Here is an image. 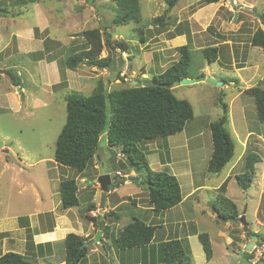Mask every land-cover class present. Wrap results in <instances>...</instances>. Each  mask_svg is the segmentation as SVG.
Masks as SVG:
<instances>
[{"label": "rangeland", "instance_id": "374dc122", "mask_svg": "<svg viewBox=\"0 0 264 264\" xmlns=\"http://www.w3.org/2000/svg\"><path fill=\"white\" fill-rule=\"evenodd\" d=\"M35 1L39 2V7L45 11L49 28L40 34H38V30H35V37L43 39L40 46L41 51L24 54L18 49L17 42L14 40L15 37L8 36V33H14L17 28H33L35 26L37 21L32 3ZM223 1L225 3L227 0ZM202 4H204L203 0H178L176 5L167 13L165 12L166 4L161 0H139L142 20L137 24L129 22L123 25H115L113 24L114 3L111 0H0V6L5 8L2 13L6 17H0V69L9 70L18 82V85L14 84L9 77L0 74V100L5 91L3 87L9 84L22 86L26 91L25 95L27 98L29 97L23 102L27 107L18 113H14L8 107L4 108V105L0 106V146L6 142V146H9L12 152L19 154L21 159L22 155L27 156V159H24L26 163L34 162L32 168L23 163L24 176L22 178L24 180L27 178V183L32 180L38 186L41 211L50 208L52 201L49 194L53 186L56 185L54 178L59 177V174H61V179L75 178L79 186L88 187L79 193L81 201L86 202L84 197H81L84 193L91 194L95 190L91 187L92 183H88L89 178L93 175L81 183L76 170L66 166H54L53 164L56 137L65 122V96L67 94L76 92L87 96L98 81H102L107 89L126 86L128 85L126 80L130 79L139 82L153 81L155 74L163 72L178 59L180 52L177 47L183 44L187 45L190 55L189 78L194 79L206 74L210 76L211 70L216 81L227 83L232 76L238 78L237 72L228 66L230 59L227 50L228 45H216L223 39L220 33L225 32L227 35L230 33L224 30L227 22H232V13L227 10L222 11V6L220 7L221 10L213 11V17L211 16L210 19L212 8H207L203 13L196 14V16L195 11ZM256 4V14L263 16L264 0H256ZM162 14H164L162 24L148 27L153 16ZM227 16L229 17L227 18ZM204 17L209 20L205 21ZM232 18L234 19V17ZM245 20L243 28L238 33L244 31L240 38L244 41V46L247 47L250 42L249 33L260 25L254 27L258 24L249 21V18ZM93 27L106 28L112 38L127 43L128 47L125 50L116 48L118 54H115L114 62L119 66L121 73L119 75L123 77V80L117 79V71L113 69L99 68L84 63L74 70L65 68L64 61L71 54V48L78 50L87 46L81 31ZM136 27L142 28V35L146 37L145 40L147 41L139 40L140 34ZM205 27L206 30L202 31ZM176 34H184L183 43L176 41L171 45L169 44V49L159 50L166 39L168 41L172 38L175 40ZM215 35L218 42L213 40ZM144 42L147 43L146 46H144ZM199 45H204V47L218 46L217 59L208 62L203 57L202 49L198 48ZM244 46L240 51H243L244 56L247 53L250 64L258 67L251 82L236 83L235 86L228 83L229 87L223 84L212 85L205 81L195 82L192 85L181 84L180 82L174 84L171 87L172 93L177 98L185 99L190 103L193 116L186 122L181 132L171 136L159 137L154 142H150V152L146 154L151 170L175 174L180 185L183 186V191H186L190 186H196L198 190L195 194L198 200L195 202V206L185 203L167 214L172 218L183 216H194L195 218V222L189 225L187 229L189 238L186 247L188 248L187 253L191 255L190 264H236L237 262L244 264V255H241L239 250L242 251L243 247L249 249L252 241H254L253 237H260L264 234V123L257 118L253 97L245 92L247 88L255 86L259 81L257 74L264 76V64L260 47L249 45L245 48ZM160 53L163 56L162 59L159 57ZM238 53L239 49L235 51L236 55ZM107 54L108 49L104 47L100 56L103 57ZM40 58L43 62L54 58L57 63L56 71L59 69L57 75L60 79L58 83L52 84L51 88L48 86L49 82H43L45 81L43 73L37 64V60ZM251 69L241 73L247 72L250 75L252 71L249 72V70ZM260 84L263 87V81H260ZM245 87L246 89H244ZM239 89L240 94L237 93ZM37 96L40 103L43 101L45 105H34L33 100ZM211 123H218L219 126H223L234 141L233 156L219 173H211L207 169L213 148ZM247 132L249 135H246ZM6 136L8 137L7 140H5ZM14 136L20 142L19 149L16 148V141L12 138ZM98 145L104 150L106 160L103 161L102 165L101 162H97V169L91 167L92 161L88 165L87 171L90 173L93 171L92 174H94L102 170L106 172L117 168L121 169L127 174L123 177L126 179L128 177L134 178L130 180L128 186H134L133 189L136 193L142 190L141 194L136 195L140 202L147 203V192L142 182L147 176L146 171L143 168L135 169V174L128 175L131 164L123 155H119L120 148L118 146L107 147L105 134L99 138ZM143 145L144 143L141 144V146ZM110 150L113 153H110ZM12 152L11 155H14ZM248 152L258 153L262 160L255 164L254 178L250 187L247 190H242L237 185L235 174L245 172L244 160ZM40 159L43 160L39 161ZM16 164L19 163L16 161ZM160 164L163 166L161 167ZM226 178L228 182L225 186L224 195L235 202L240 212L245 209L246 225L251 231L250 233H247L248 230H244L245 226L240 220H228L226 222L218 220L213 216L214 213L209 207L210 201L220 190L217 191L216 189L222 185ZM10 185L7 176H5L4 182L0 180V217H9L12 214L22 212L23 209L27 208L26 205H29V203L24 202L26 193L15 194ZM110 186L116 188L114 193L106 194L108 200L113 203L127 191L126 188H129L122 183V179ZM82 205V202L79 203L78 208L80 209ZM73 208L75 209V207ZM201 210H206L207 214L203 215ZM119 212L121 219L118 221V227L121 228L134 216L142 219L144 211L131 204L126 210ZM9 222L7 223L9 224ZM261 224L263 227L260 226ZM170 226L161 227L160 233L163 230L169 231ZM186 226L183 225L182 227L185 229ZM256 228H261V233H253ZM115 230L116 228L112 230L114 234ZM170 231L175 233L174 230ZM219 232L232 236L230 240L228 239L227 244L224 240L227 235L224 237L222 234L219 235ZM199 233L208 234L213 251L210 259H207L203 252L201 242L198 239ZM113 236L107 237L104 243L106 248L112 252L113 248L115 251L117 247ZM158 253L159 249L153 248V250L147 249L140 253L137 252V256L149 264L153 262L156 256H160ZM127 255L128 257H126ZM127 255L123 258H127L128 262L132 263L136 254L130 251L127 252ZM138 257L136 260H139ZM121 260L119 255L116 258L111 256L108 264H122L119 262Z\"/></svg>", "mask_w": 264, "mask_h": 264}, {"label": "trees", "instance_id": "16d2710c", "mask_svg": "<svg viewBox=\"0 0 264 264\" xmlns=\"http://www.w3.org/2000/svg\"><path fill=\"white\" fill-rule=\"evenodd\" d=\"M23 1V0H21ZM113 5V24L123 25L129 22L139 23L142 20L139 0H111ZM166 4L165 12H169L178 0H161ZM205 3L218 0H203ZM5 8L0 6V16ZM164 14L154 16L149 25L162 24ZM139 40L145 41L142 28L136 27ZM86 41L85 47L78 50L71 48L64 61L66 69L74 70L80 64L96 66L117 71V79H122L118 65L114 64L117 49L125 50L128 45L125 41L112 38L106 28L93 27L81 31ZM250 43L262 49L264 62V29L258 28L251 35ZM104 47L108 54L100 56ZM117 48V49H116ZM180 55L163 72L154 75V85H144L137 81L136 86H123L107 89L102 81H98L92 92L85 96L76 92L65 96V122L61 127L55 141L54 160L57 164L72 168L76 171L85 170L93 161L99 148L98 141L102 134L106 136L108 147L118 146L123 156L135 169L143 168L147 176L142 180L147 192V202L156 213L163 212L176 204L182 197L177 178L165 171H154L148 166L146 153L141 147L142 143L153 141L159 137L171 136L183 130L186 122L192 118L193 110L185 99L177 98L171 87L182 78H189L190 55L187 45L177 47ZM203 57L212 62L217 59L216 46L202 48ZM118 54V53H117ZM16 78V77H15ZM14 84H17L15 79ZM128 81H126V84ZM223 84H226L223 82ZM18 85V84H17ZM260 82L247 88L246 93L253 97L257 118L264 123V85ZM212 153L208 160L207 169L211 173H219L223 166L232 158L234 141L230 133L218 123L210 124ZM113 152V151H112ZM261 155L248 152L245 155V172L235 174L237 185L242 190H247L253 182L255 164L261 161ZM122 181L125 177L121 178ZM226 178L216 190L215 197L209 207L216 218L222 222L238 220L242 212L234 201L224 195ZM116 185V184H115ZM77 184L75 178H65L59 183L61 207L69 208L78 205ZM94 203H89L84 211L95 210ZM118 219L120 214L114 211L103 213V218L112 216ZM97 225L100 218L97 215L88 217ZM98 226V225H97ZM155 224L146 223L136 216L117 229L116 233L110 232L111 226H103L104 236L110 237L119 249L137 248L145 251L159 249L160 256L149 264H190L191 255L187 253L186 241L173 238L151 246ZM251 231L248 230L247 233ZM27 236L31 239L27 228ZM262 237V236H261ZM203 252L207 259L212 256V248L207 233H199ZM86 238L75 233H69L63 240L64 264H78L87 253L88 247L83 246ZM155 245V244H154ZM158 253V254H159ZM249 258V255L246 254ZM263 261V260H260ZM146 262V261H145ZM0 264H39L35 259L7 251L0 255ZM144 264H148L147 262Z\"/></svg>", "mask_w": 264, "mask_h": 264}, {"label": "crops", "instance_id": "0c3cea01", "mask_svg": "<svg viewBox=\"0 0 264 264\" xmlns=\"http://www.w3.org/2000/svg\"><path fill=\"white\" fill-rule=\"evenodd\" d=\"M32 3L34 5V15H35V19L37 21L35 26L33 28H30V27L29 28H17L14 31V33L13 32L8 33V36L15 37L14 40L17 42L18 49H20L22 51V53H24V54L35 53V52L41 51L40 46H41V43L43 42V39L40 37H35V35H34L35 30H38V34H40V33H43V31H47L49 28L48 22L46 20L45 14H44L45 11L39 7L40 6L39 2L35 1ZM222 6H223L222 11H226V10L228 12L231 11V13H232L231 16L234 17V19L231 17L232 22L231 23L227 22V26H225L224 31H228L230 33L228 35L225 32L220 33L222 35L223 39L220 40L219 42L217 41L216 35H215L216 39L214 37L213 40L215 42H218L216 45H221V44L228 45L227 50L229 51V54H230L228 66L231 67L230 69H234L237 72V76H238V78L232 76V78H229V82H227L226 84H223V85L224 86L227 85V87H229L228 83H230L231 85H234V86L236 83L237 84L238 83L242 84L245 82L249 83V82H251L252 76L255 74L258 67L257 66L254 67L255 65L250 64V59L248 58V54L246 53L247 50L245 51V53H246L245 56L243 55V51L242 52L240 51L241 48L245 45L244 41H242V39L240 38L241 37L240 35H242L241 33H243L244 31L241 33H238V32L241 28H243V24H245V22H246L245 19H247V18H249V21L251 20L255 24H258V25H255L254 27H257L260 25V27H258V28L264 29V13H263V16H262V14H258V13L256 14V10H257L256 0H233V4H231L229 0H227L225 3L223 0H218L216 2H211V3H205L204 2V4H202L201 6H199L197 8V10L195 11V15L196 14L200 15V13H203V11L205 9L212 8L210 10V17H209V19H210L213 17L212 13H214L216 11V9L221 10L220 7H222ZM0 17L6 18L4 15L0 16ZM228 17L229 16H227V18ZM204 19H205V21L209 20L208 18H205V17H204ZM205 21H203V22H205ZM149 26H152V25H148V27ZM205 30H206V27L202 31H205ZM255 30H256V28L253 29L251 31V33H249L250 38H251V35L254 33ZM144 38L146 39V37H144ZM175 38H176L175 40H173V38H172L169 41L166 39L159 50L169 49L168 48L169 44L171 45L172 43H174L176 41L183 43L184 34H181V35L176 34ZM145 41H147V40H145ZM144 43H145L144 46H146L147 43L146 42H144ZM249 45H251L250 42H249L248 46ZM216 47L218 50V46H216ZM244 47L247 48L246 46H244ZM254 47H257V46H254ZM4 48H5V46H4ZM198 48L202 49V48H204V45H199ZM237 49H239V53L236 55L235 51ZM159 57L161 59L163 58L161 53L159 54ZM262 62H263V59H262ZM37 64L39 65V67L41 68V71L43 73V77L45 80L43 82H46V83L49 82L48 86L50 88H51L52 84H56L59 82L60 77H59V75H57V71H59V69L56 71L57 63H56L54 58H51V59L44 61V62L40 58L37 60ZM263 64H264V62H263ZM250 68H252L251 70H249V72L252 71V73H250V75H248L247 72L245 74L241 73L242 71H247V69H250ZM117 69H119V66ZM207 75L208 74H206L205 76H207ZM257 75H259V81L257 83H259L260 81H263V83H264V76H262L260 74H257ZM210 76L214 77L212 70H211ZM237 80H238V82H237ZM128 81H131V79ZM3 88L5 89V91L1 95L0 106L4 105L5 106L4 108L8 107L10 110H13L14 113H18L21 110H23L24 107H27V105H25V103H23V102H25L26 99H29V97L27 98V95H25L26 91L22 86H17V85L14 86L13 84H9ZM244 89H246V87ZM237 93L240 94V89ZM49 94H51V93H49ZM33 101H34V105H40V106L45 105V102H43V101H41V103H40V99L38 98V96L34 97ZM246 135H249L248 132L246 133ZM12 138H14L16 141V148L19 149L20 148L19 140L15 136ZM7 139H8V137L6 136L5 140H7ZM150 142H154V140L153 141H147L144 143L143 146H141L146 154H148L150 152V150H149V146L151 145V144H149ZM5 143L6 142H4L3 146H0V154H2V157H0V172H1L0 173V180H2V182H4V178H5V176H7L9 178L10 183H11L10 186H12V189L15 191V194L20 195L21 193H24V194L26 193L24 202H26V204L29 203V205L30 204L31 205L30 206L26 205L27 208L23 209L22 212L12 214L9 217L8 216L0 217V255L7 252V251H14V252H17V253L24 255L25 257H27L29 259H35L39 264H64L63 240H64L65 236L69 233H75V234H78L80 236L85 237L86 238L85 242H87L95 236V234L98 230V226L94 223V221H92V220H90V218H88V217L92 216L90 211H88V212L84 211V208L89 203H95L96 204L95 205L96 209L92 210V211L95 213V215L100 217V218H98V220L103 221V226L105 224H109L111 226L110 232H114L112 230H114L116 228V230H115V233H116L117 229H119L118 221H120L121 215L119 216L118 219H114V217H113L114 214L112 216H108L106 218H103V213L107 212V211H114L116 213L121 214L119 211L126 210L127 207L132 204L134 207H138L144 211L142 219L146 223L155 224L157 226L153 240L151 242V246H156V244H158L160 242H163V241H166L169 239H173V238L183 239L186 242L188 241L189 232L187 231V229L189 228V225H191L195 222L194 216H191V217H185V216L174 217L173 216L174 218H172V217H169L167 214L173 210H176L180 206H183L185 203L191 204V206L192 205L195 206V202H198V200L195 197L196 191H198L196 186H190V187H188V189L186 191H183V186H182V184L180 185V183L178 181L179 186H180V191H181V197H182L181 201L178 204H176L175 206H173V207H171V208H169L163 212L156 213L155 211H153V207L150 206V204L148 202L147 203L146 202H144V203L140 202L139 197H137L136 195L141 194L142 190H140L138 193H136L133 189L134 186L133 187L128 186L130 183V179L128 177V179H125L122 181V183L124 185H127L129 187V188L125 189L127 191H125V193L122 194V196L118 197L117 200L115 201V203L108 200L107 195H106L102 212L98 213V205H99V200H100L99 199L100 198V189H99L98 184L96 182H94L93 179H95V177L97 175H99L100 172H95L94 174H92L93 171H91V173H90V171H87V168H86L83 171H79V172L77 171L78 172L77 176H78L81 183L85 182L87 177H90L91 175H93L92 177L89 178L88 183H92L91 187L94 188L95 190L91 194L84 193L81 196V197H84L86 202L80 200L79 193L88 189V187H86L84 185H82V187H81L76 182V184H77L76 194H77V198H78V205L73 206V207H75V209L73 207H69V208H62L61 207V198L59 196L60 193H58V186H59L60 181L62 179H65V178L61 179V176H60L61 174H59L58 175L59 177L54 178L56 185L53 186L52 191L49 194L50 199L52 201L50 208H47V209L41 211L40 206H39L40 194H39L38 186L36 184H34V182L32 180L27 183L26 182L27 178L25 180L22 178L24 176L23 175L24 174V168H23L24 164L23 163H25L31 167L32 164H34V162L26 163L24 161V159H27L26 155H22L23 157L21 159L20 155L15 153L14 151H13L14 152L13 153L11 148L9 146H6ZM11 152L15 156L11 155ZM103 153H104V160H106L104 150H103ZM110 153H113V152L110 150ZM121 155H123L122 152H120V156ZM41 160H43V159H40L39 161H41ZM16 161L19 164H16ZM97 162H99V161H97L94 158L93 162H92L93 164L91 165V167L94 169L95 168L97 169V167H98ZM53 164H54V166H62L59 164L57 165L55 160L53 161ZM160 166L162 167L163 164H160ZM118 171H120L121 176L127 175L123 171H121V169H118V168L113 170V171H111V170L106 171V173L115 172L117 174ZM133 174H135V170H133V168L131 167V170L129 171L128 175H133ZM173 175L177 178V176L175 174H173ZM50 179H52V178H50ZM185 179L187 180V178H185ZM177 180H178V178H177ZM115 191H116V188L115 187L111 188V186H110L108 193L109 192L114 193ZM81 202L83 203V205L79 209L78 208L79 203H81ZM75 210H76V213H75ZM200 212L204 213L203 215L207 214L206 210H201ZM213 216H215V215L213 214ZM7 222H9V224ZM8 225L10 227H6ZM170 225L171 226L175 225V226L171 227ZM183 225H187L185 229H184V227H182ZM164 226L165 227L170 226V228H168L169 231L163 230V232L160 233L161 227H164ZM260 226L263 227L262 224ZM27 228H28V231L30 233L31 239H29L27 236V234H28ZM170 230H174L175 233L174 232L171 233ZM260 231H261V228H256L255 231H253V233L260 232ZM221 234L224 237L227 235L224 238L225 243L227 244L228 239L230 240L232 236H228L227 233L219 232V235H221ZM111 236H113V235L111 234ZM101 238H102V240L100 242L94 241L91 244L86 245L88 247L87 253L80 260V262L78 264H108V260L111 259V256L112 257L115 256V258H116V257H118V255L121 256L122 260L119 262L122 264L125 262H127L125 264H132L135 262L140 264L142 262H145V260H143L142 258L137 256V252H139V253L141 252V250H139L137 248L119 249L116 247L117 249L115 248V251L113 248V252L108 250L109 248L107 249L106 246L104 245V243L107 240V237L104 236L103 228H102ZM118 250H119V252H118ZM135 250H137V251L135 252ZM130 251H132L134 254H136L134 256L135 259L132 261V263L128 262L127 258H123V256L127 255V252H130ZM117 252H118V254H117ZM128 255L126 257H128ZM136 257H138L139 260H136ZM243 257L242 258L245 259L244 264H250L249 259H247L245 256H243ZM126 259H127V261H126ZM42 262H44V263H42ZM236 264H241V262H237ZM259 264H264V260L262 262H260Z\"/></svg>", "mask_w": 264, "mask_h": 264}, {"label": "water", "instance_id": "95a60500", "mask_svg": "<svg viewBox=\"0 0 264 264\" xmlns=\"http://www.w3.org/2000/svg\"><path fill=\"white\" fill-rule=\"evenodd\" d=\"M231 4H233V0H229ZM0 74L6 75L7 77H9L12 81L15 80V77L12 76V74L9 72V70L7 69H0ZM199 81H205L206 83L212 84V85H222L223 82L221 81H216L212 76H198L197 78H182L180 79V83L181 84H187V85H192L195 82H199ZM155 82L153 81H149V82H144V85H154ZM129 86H136L137 85V81L133 80V81H129L128 82ZM95 158L97 161L101 162V165L104 161V153H103V149L102 148H98L97 153L95 155ZM121 177H119L118 175H116L115 172H110V173H106L105 171H101L99 175H97L95 177L94 182H96L99 186L100 189V200H99V205H98V213L102 212V209L104 207V202H105V198H106V194L108 193V189L109 186L111 184H114L115 182H117ZM130 180H133V177H129ZM91 182V181H90ZM245 209L243 210V214L240 217V222L242 223V225H244V230L247 231L248 227H247V222L245 220ZM97 225H98V230L95 234V236L90 239L87 242H84L82 245L86 246L88 244H91L92 242L96 241V242H100L102 240L101 238V233H102V228H103V221L102 220H98L97 221Z\"/></svg>", "mask_w": 264, "mask_h": 264}, {"label": "built area", "instance_id": "2783aa9c", "mask_svg": "<svg viewBox=\"0 0 264 264\" xmlns=\"http://www.w3.org/2000/svg\"><path fill=\"white\" fill-rule=\"evenodd\" d=\"M117 175L121 176L120 171L117 172ZM90 213L92 216L95 215L93 211H90ZM242 251L249 255L250 260L253 264H256L260 260H263L264 259V238H260L257 241L252 242V245L249 249L243 247Z\"/></svg>", "mask_w": 264, "mask_h": 264}, {"label": "clouds", "instance_id": "9594fccd", "mask_svg": "<svg viewBox=\"0 0 264 264\" xmlns=\"http://www.w3.org/2000/svg\"><path fill=\"white\" fill-rule=\"evenodd\" d=\"M10 72V71H9ZM11 73V72H10ZM123 75V74H122ZM132 81V80H131ZM129 82V81H128ZM127 82V83H128ZM121 151H119V153H120ZM117 175V174H116ZM119 176V175H118ZM119 177H123V175L122 176H119ZM120 178V179H121ZM126 179V178H125ZM108 191H109V189H108ZM242 214H243V212H242ZM245 215V214H244ZM242 215H240L239 217H241ZM240 219V218H239ZM238 219V220H239ZM259 233H261V232H259ZM258 232H256V234H259ZM256 236V235H255ZM262 236V237H261ZM260 238H264V234L263 235H260V237H254L253 239H254V241H257L258 239H260ZM254 241H252V242H254ZM240 251V253H241V255L243 254L245 257H246V254L247 253H245V252H243V251H241V250H239ZM248 255V254H247ZM247 259H249V263L250 264H252V262H251V260H250V257L248 258V257H246ZM264 260V259H263ZM260 262H262V261H259V262H257L256 264H259Z\"/></svg>", "mask_w": 264, "mask_h": 264}]
</instances>
